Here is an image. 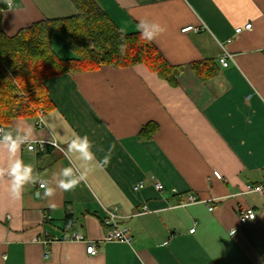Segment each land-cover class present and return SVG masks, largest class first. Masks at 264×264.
<instances>
[{
	"label": "crops",
	"instance_id": "crops-1",
	"mask_svg": "<svg viewBox=\"0 0 264 264\" xmlns=\"http://www.w3.org/2000/svg\"><path fill=\"white\" fill-rule=\"evenodd\" d=\"M94 1L125 33L136 32L137 24L142 32L164 27L153 43L184 68L176 86L144 64L103 65L46 80L53 108L44 125L37 116L17 118L0 134V264H264V196L243 193L264 181V0ZM13 3V11L3 12L9 36L78 13L74 0ZM248 23L251 29L235 35ZM190 25L198 31H182ZM57 33L55 53L74 58ZM225 44L234 61L222 67ZM212 59L220 70L207 80L189 66ZM150 122L159 129L140 139ZM22 132L47 142L45 150L31 152L19 142L10 150L3 137ZM76 135H87L91 159L69 149ZM18 161L33 171L22 198L13 199L9 173ZM64 168L71 175L65 177ZM81 177L73 191L58 187ZM40 182L54 195L45 197ZM187 194L200 202L178 206ZM114 208L120 225L131 230V243L103 239L105 209ZM244 208L254 209L255 218L241 222ZM74 232L84 240H72ZM91 241L95 255L87 252Z\"/></svg>",
	"mask_w": 264,
	"mask_h": 264
},
{
	"label": "trees",
	"instance_id": "trees-1",
	"mask_svg": "<svg viewBox=\"0 0 264 264\" xmlns=\"http://www.w3.org/2000/svg\"><path fill=\"white\" fill-rule=\"evenodd\" d=\"M78 13L58 19H46L22 28L9 36L2 29L3 12L0 2V126L17 118L36 117L42 109L53 108L46 87L50 77L97 69L103 65L129 67L146 65L172 86L182 65H172L153 43L141 38L142 31L125 33L94 0H74ZM58 32L66 40L74 58L62 59L53 49V35ZM120 45H125L121 55ZM194 73L207 80L220 67L214 59L189 64ZM159 126L150 122L138 137L149 139Z\"/></svg>",
	"mask_w": 264,
	"mask_h": 264
},
{
	"label": "built area",
	"instance_id": "built-area-1",
	"mask_svg": "<svg viewBox=\"0 0 264 264\" xmlns=\"http://www.w3.org/2000/svg\"><path fill=\"white\" fill-rule=\"evenodd\" d=\"M205 27V26H202ZM201 28V27H200ZM252 28V24L248 23L245 26H239L235 29V35L240 34L241 32H243V30L246 29H251ZM198 27H195L193 25L190 26H186L185 28H183V32H187V31H198ZM232 41V38L228 40V43ZM219 63L222 67H227L229 66L230 62L234 61V54L231 53L229 51V49L227 48V45H221V53L219 54ZM44 115H45V111L44 110H40L38 115H37V125L39 127H42L44 125ZM3 126H0V134L3 132ZM18 142H23L20 143L25 149H27L28 151L31 152H43L46 148V143L43 140H36V139H32L27 133H20L17 137ZM51 144H53L54 146L58 147L57 142L53 141L51 142ZM214 176L218 179H223V176L218 172L215 171L214 172ZM152 180L154 181V185L156 187L157 190L162 191L163 190V185L161 184V182H159L158 180H155L154 177H152ZM41 184L45 185L44 182H40V187ZM144 182H140L136 185L135 189H139L141 187H143ZM243 193L248 194V193H257L259 195L264 196V181L256 183V184H248L246 189L243 191ZM200 202V200L198 199V197L196 195L193 194H187L185 195L180 201L178 206H187L193 203H197ZM210 210H212V207H209ZM148 208L147 206L143 207V210L141 211L143 212H147ZM106 212V216L103 219V227L106 228L107 232L104 236V240L105 241H112V240H116V241H121V242H125V243H131L132 242V234H131V230L129 227L126 226H121L119 223V220L121 219V215L118 213V209L114 208V209H105ZM239 213V218L241 220V222H247L249 220H252L255 218L256 216V212L254 209L252 208H244V209H240L238 211ZM191 232L195 231V227L192 228L190 230ZM236 230H232V233H235ZM84 236L78 232H74L71 235V239L72 240H76V241H80V240H84ZM48 241H45V243H47ZM87 252L91 255H95L97 253V246L95 244V242L93 243V241L87 243Z\"/></svg>",
	"mask_w": 264,
	"mask_h": 264
},
{
	"label": "clouds",
	"instance_id": "clouds-1",
	"mask_svg": "<svg viewBox=\"0 0 264 264\" xmlns=\"http://www.w3.org/2000/svg\"><path fill=\"white\" fill-rule=\"evenodd\" d=\"M8 11H13L15 5L13 0H0ZM156 32H142L141 38L146 39L147 41L151 42L155 39L156 35L165 31V28L160 26L159 24L154 25ZM140 30V25L137 24V31ZM120 52L121 55L125 52V45H120ZM3 140L8 143L10 150H16L19 147L18 140L14 139L10 135H5ZM23 143V142H20ZM69 149H75L79 152L85 159H91L94 154L89 151V141L87 135L80 136L76 135V138L72 141L71 145L68 146ZM109 162L108 159L105 160V164ZM32 168L30 166H25L22 162H17L13 165L9 175L12 177V198L13 199H20L23 195V188L24 184L27 183L32 174ZM62 174L67 177L71 175V168H64L62 169ZM81 182H84V178L81 177L80 180H69V181H61L58 185L59 189L64 192L73 191L76 187L79 186ZM41 187H46L45 185L41 184ZM45 197H50L54 195V191L46 187V191L44 192Z\"/></svg>",
	"mask_w": 264,
	"mask_h": 264
},
{
	"label": "rangeland",
	"instance_id": "rangeland-1",
	"mask_svg": "<svg viewBox=\"0 0 264 264\" xmlns=\"http://www.w3.org/2000/svg\"><path fill=\"white\" fill-rule=\"evenodd\" d=\"M58 34V33H57Z\"/></svg>",
	"mask_w": 264,
	"mask_h": 264
}]
</instances>
